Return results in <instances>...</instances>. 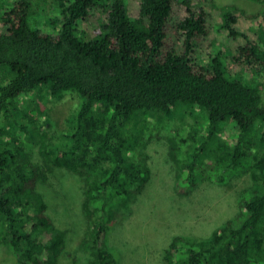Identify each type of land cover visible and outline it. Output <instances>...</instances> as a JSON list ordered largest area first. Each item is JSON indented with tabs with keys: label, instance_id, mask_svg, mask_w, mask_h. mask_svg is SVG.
I'll list each match as a JSON object with an SVG mask.
<instances>
[{
	"label": "trees",
	"instance_id": "obj_1",
	"mask_svg": "<svg viewBox=\"0 0 264 264\" xmlns=\"http://www.w3.org/2000/svg\"><path fill=\"white\" fill-rule=\"evenodd\" d=\"M53 2L61 13L54 31L30 26V14L44 5L33 0H13L0 19V240L12 247L16 264H121L106 240L111 197L140 191L147 173L127 155L126 125L137 115L184 106L204 113L207 133L181 163L179 193L212 177L208 164H224L226 172L253 147L259 172L235 217L207 237H175L167 262L264 264V43L244 34L237 45L235 57L251 70L243 81L227 73L219 54L210 64L196 58L211 25L207 9L192 0ZM262 20L264 32V12ZM83 21L97 27L89 31ZM69 90L83 96L81 106L67 128L48 137L51 118L47 111L37 117L38 98ZM225 124L233 126L235 143L218 135ZM25 139L36 143L40 161ZM57 166L88 178L85 263L69 245V226L37 187Z\"/></svg>",
	"mask_w": 264,
	"mask_h": 264
},
{
	"label": "rangeland",
	"instance_id": "obj_2",
	"mask_svg": "<svg viewBox=\"0 0 264 264\" xmlns=\"http://www.w3.org/2000/svg\"><path fill=\"white\" fill-rule=\"evenodd\" d=\"M33 1L44 5L41 12L30 14V26L54 31L53 21L59 22L61 18L59 8L53 7V0ZM192 1L194 5L207 9L211 25L209 35L196 51V58L203 64H210L211 59L219 54L232 78L247 81L251 70L240 57H235L237 45L244 41V34L264 43V0ZM12 2L0 0V19ZM131 2L137 6L138 0ZM178 10L183 11L179 7ZM88 22H82L85 29L91 31L93 25L94 29L97 27L95 21ZM233 28L242 35L234 37ZM83 99L81 94L72 90L60 97L46 94L44 98H38L40 114H36L37 110L33 112L43 119L41 113L47 111L52 123L47 129L48 137L58 136L60 130L68 127L71 114L81 106ZM33 108L30 106L29 109ZM126 129L131 141L127 155L147 171L146 181L140 191L111 197L107 244L120 257L121 264H169L166 248L175 237H207L224 221L236 216L240 199L251 191L255 173L259 172L253 155L257 147H253L250 156L241 158L226 172L224 164L213 169L212 163L208 164L212 177L202 176L195 189L182 194L176 189L181 163L188 157L196 140L207 133L204 113L188 106L179 107L170 114L146 113L129 121ZM258 129L259 126L256 130L260 133ZM235 133L231 124H225L218 135L222 140L235 143ZM25 141L34 161H40L36 143ZM85 170L89 176L91 171ZM92 178L94 175L89 181ZM87 184L86 176L57 166L37 185L45 194L51 210L69 226V245L76 248L81 263L87 259L86 252L80 247L86 228L82 202ZM12 254V247L0 240V264H16Z\"/></svg>",
	"mask_w": 264,
	"mask_h": 264
}]
</instances>
